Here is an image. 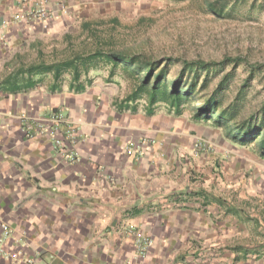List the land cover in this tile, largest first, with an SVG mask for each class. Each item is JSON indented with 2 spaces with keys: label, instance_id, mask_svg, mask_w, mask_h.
<instances>
[{
  "label": "crops",
  "instance_id": "0c3cea01",
  "mask_svg": "<svg viewBox=\"0 0 264 264\" xmlns=\"http://www.w3.org/2000/svg\"><path fill=\"white\" fill-rule=\"evenodd\" d=\"M46 2L0 0V250L22 254L0 264H264V158L237 155L245 146L218 128L205 135L193 113L125 102L131 89L101 63L77 81L73 67L39 70L95 52L59 53L76 47L47 31L59 12L49 24L26 17ZM51 114L76 127L77 161L50 125L35 135ZM204 139L209 151L196 155ZM129 228L152 239L145 255Z\"/></svg>",
  "mask_w": 264,
  "mask_h": 264
},
{
  "label": "rangeland",
  "instance_id": "374dc122",
  "mask_svg": "<svg viewBox=\"0 0 264 264\" xmlns=\"http://www.w3.org/2000/svg\"><path fill=\"white\" fill-rule=\"evenodd\" d=\"M213 1L63 0L55 1L54 9L49 10L47 0V11L53 13L56 10L60 16L59 25L46 28L48 32L60 34L63 44L70 43L69 38L73 37L75 49L65 46L59 50L64 56L100 49L141 54L154 61L171 59V77L179 72L185 61L219 63L224 58H239L244 64L237 67L223 64L220 69L212 70L204 88L201 86L202 75L196 82L193 102L196 106L201 105L228 74V81L217 95L221 101L219 109H234L238 122L251 116L261 117L264 115V0H229L233 9L224 18L206 12L204 5ZM108 67L102 64L98 68L105 69L106 74ZM250 67L255 70L251 72ZM112 79L132 91L134 79L120 69L114 71ZM193 112V104L186 105L181 116ZM197 124L201 126L198 130L205 135L212 131L209 130L213 128L211 124ZM218 132L223 134V129L219 128ZM201 144L209 151L207 140ZM255 145L249 143L245 151L236 154L245 160L256 161L255 154H259ZM258 200L260 198L256 196V203ZM252 204L250 202L246 208L257 205Z\"/></svg>",
  "mask_w": 264,
  "mask_h": 264
},
{
  "label": "trees",
  "instance_id": "16d2710c",
  "mask_svg": "<svg viewBox=\"0 0 264 264\" xmlns=\"http://www.w3.org/2000/svg\"><path fill=\"white\" fill-rule=\"evenodd\" d=\"M204 8L208 14L224 18L230 14L233 5H230L229 0H215L207 2ZM99 63L110 67V76H113L116 69H120L134 79L133 89L125 98V102L144 99L147 102L149 113L153 111L156 105H163L170 108L177 116L182 114V109L186 105L193 104L195 112H193L192 118L196 123L211 124L214 128L223 129L224 136L239 146L256 143L255 147L258 154L264 158V115L261 117L251 116L238 122L234 109L230 107L219 109L221 101L217 99V95H219L218 92L221 91L230 75L225 74L222 77L217 88L205 98L201 105L196 106L193 102L196 82L202 75L201 86L204 88L207 77L212 70L220 69L223 64L233 67L244 64L239 58H224L219 63L185 61L179 72L171 77L169 76L171 59L154 61L141 54L98 49L87 56H78L72 60L64 61L55 69L53 67H40L39 70L54 72L57 77L60 75L59 70L65 71L73 67L72 78L77 81L81 75V67H85L87 64L97 66ZM251 69V72L255 70L253 67H250ZM34 70L36 71V69L30 68L28 73L33 74ZM82 90L83 86L79 85L77 91Z\"/></svg>",
  "mask_w": 264,
  "mask_h": 264
},
{
  "label": "built area",
  "instance_id": "2783aa9c",
  "mask_svg": "<svg viewBox=\"0 0 264 264\" xmlns=\"http://www.w3.org/2000/svg\"><path fill=\"white\" fill-rule=\"evenodd\" d=\"M58 2H63V0H56ZM26 17L36 18L39 21H42L44 24H49L50 21L53 19V13H50L47 11V8L45 6L38 7L35 11L31 10ZM42 123H40V120H38L37 123H40L36 127L35 135L38 136L44 128L48 125H50V131L49 134L52 136L54 141V146L60 150L63 151L62 155L66 159H68L70 162H75L78 160V156L70 152V146L76 141L77 139V129L76 127L66 118H64L60 114H51L45 120H41ZM45 124V125H43ZM60 127H63V129H60ZM135 145L132 143L129 145L130 148H133ZM207 149L203 147V144L198 143L194 149V153L196 155L200 154L203 151H206ZM0 230L4 233V239H7L8 237V226L4 223L0 224ZM127 233L131 236H133V243H134V249L136 253L139 256L145 255L148 248L152 245L153 241L151 238L146 237L142 233L138 231H134V229L129 228ZM0 254L3 258L10 260V261H17L20 259V256L22 255L19 252L15 253H6L2 250H0ZM26 263L31 264V261L26 260Z\"/></svg>",
  "mask_w": 264,
  "mask_h": 264
}]
</instances>
